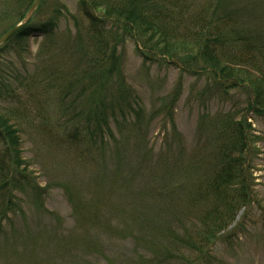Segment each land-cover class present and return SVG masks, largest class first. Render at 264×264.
<instances>
[{"label": "trees", "instance_id": "1", "mask_svg": "<svg viewBox=\"0 0 264 264\" xmlns=\"http://www.w3.org/2000/svg\"><path fill=\"white\" fill-rule=\"evenodd\" d=\"M13 1L21 22L35 0ZM263 7V0H78L75 35L61 46L55 47V19L31 21L9 41L45 37L41 53L47 65L43 62L37 77L20 78V88L0 78V103L15 102L21 89L32 100L46 96L47 89L39 88V94L26 89L24 82L31 78L65 83L57 90L62 143L103 170L114 163L112 187L83 193L66 189L74 218L70 236L80 231L82 239H94L123 217L124 227L132 229L126 238L132 246L129 264H214L218 234L252 203L249 119L218 116L206 144L197 141V152L185 159L178 145L172 157L153 158L144 132L152 119L122 79V49L131 42L145 63H171L182 74L208 76L216 91L244 88L248 110L264 118ZM22 102L28 106L25 98ZM44 121L46 129L51 121ZM170 123L177 133L172 118ZM21 124L0 111V224L17 214L18 193L40 200L23 158ZM128 134L133 144L127 149ZM166 143L171 150L172 142ZM97 181L99 187L106 176ZM108 251L102 246L106 261Z\"/></svg>", "mask_w": 264, "mask_h": 264}, {"label": "rangeland", "instance_id": "2", "mask_svg": "<svg viewBox=\"0 0 264 264\" xmlns=\"http://www.w3.org/2000/svg\"><path fill=\"white\" fill-rule=\"evenodd\" d=\"M14 3L13 0H0V38L20 22L21 12ZM78 9V0H45L31 24L57 20L55 47L61 46L75 35L73 18L80 19ZM45 43L46 38L36 34L6 44L0 53V78L11 83L13 88H20L19 80L26 74L37 77L46 61L41 53ZM122 54V79L138 96L146 110V118L152 119L144 132L147 149L153 158L162 154L172 157L178 151V145H181L185 159L192 155V150L197 152V141L206 144L211 135L210 124L218 116L229 114L237 119H249L253 137L248 155L252 203L238 213L228 229L218 234L212 257L214 264H264V118L248 110L247 91L241 88L226 94L216 91L208 76L182 74L171 63H145L131 42L125 44ZM31 79L24 82L26 89L29 87L27 90L37 94L39 88L47 89V95L32 100L21 89L15 102L4 100L0 103V111L9 112L13 119L22 123L19 134L23 158L28 174L37 185L40 200L31 193L17 194L21 200L17 214L10 215L0 224V264H129L127 258L132 246L126 244V238L132 229L124 227L123 217L114 218L113 228L107 227L96 233L94 239H82L80 231L78 236L77 231L69 235L74 218L66 189L83 193L91 187L97 192L112 187L114 163L103 170L66 148L60 137L62 130L56 125L61 118L57 111L61 106L57 90L66 84L55 80L40 84ZM23 98L27 100V107ZM171 118L177 127L175 134ZM47 119L51 123L45 129L43 123ZM166 140L172 142L171 150H167ZM132 144L130 134L125 135L124 147L128 149ZM102 175L106 176V181L97 187V180ZM122 191L120 188L118 197ZM155 239L159 240L158 234ZM102 246H109V261L101 255Z\"/></svg>", "mask_w": 264, "mask_h": 264}, {"label": "water", "instance_id": "3", "mask_svg": "<svg viewBox=\"0 0 264 264\" xmlns=\"http://www.w3.org/2000/svg\"><path fill=\"white\" fill-rule=\"evenodd\" d=\"M44 1L45 0H35L24 19L0 38V49L5 46L17 33H19L30 24L39 7Z\"/></svg>", "mask_w": 264, "mask_h": 264}]
</instances>
